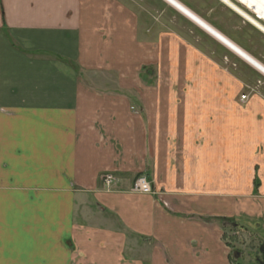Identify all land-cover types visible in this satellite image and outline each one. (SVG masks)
<instances>
[{"label": "crops", "instance_id": "1", "mask_svg": "<svg viewBox=\"0 0 264 264\" xmlns=\"http://www.w3.org/2000/svg\"><path fill=\"white\" fill-rule=\"evenodd\" d=\"M129 1L0 0V264H239L229 236L264 242V87L240 91L264 74L220 41L251 71L186 55L154 17L176 7ZM176 1L211 26L210 9L230 7ZM162 61L221 83L179 91L163 87L173 73L154 87L129 73ZM141 174L154 194L130 192Z\"/></svg>", "mask_w": 264, "mask_h": 264}, {"label": "rangeland", "instance_id": "2", "mask_svg": "<svg viewBox=\"0 0 264 264\" xmlns=\"http://www.w3.org/2000/svg\"><path fill=\"white\" fill-rule=\"evenodd\" d=\"M191 2L193 4L194 9L201 13H205L209 9V6H211L210 3L209 6L206 5L205 3L202 4L201 0H192ZM132 5H134V3ZM136 5L138 4L135 2L134 7L138 9ZM171 9L163 8L162 13L160 15H156L154 11L152 13H154V17L157 19V23H158L157 27H162V30L164 31L165 34H174L176 36L178 35L184 41L189 42V44L192 47L186 46L187 48H183L184 50L183 53L184 52L185 54L189 53V55L191 53H194L195 55L204 57L207 60L209 59L210 65H212V67L214 68H217V70L219 67H221V69L219 70H227L229 72H235L237 70V67H240L242 70L239 69V71L244 74H246L248 70L249 72L251 71L250 66L247 63L244 62L243 66L242 64H239L238 62L241 61V59L235 54H232V52L229 51L219 41H217L215 38L210 36L200 27L196 26L188 18L180 14L174 8L171 7ZM205 18L207 20L210 21L212 20L213 22H215L214 23L215 26L213 25L214 28H221L222 31L220 32L222 34L228 36L229 38L232 37L233 38L232 40H234L235 43L237 42L236 44L240 48H242L246 53L248 54L250 53V55L253 58L264 64V33L260 31L259 28L254 26L250 21L244 19L238 13L234 12L230 7L228 8L227 6L224 5H219L215 9H210V14H208V16H205ZM148 19H150L149 16L146 19L143 16L141 21L142 24H150L148 23ZM167 51L169 52V49H163V53ZM166 63H168V65ZM195 66H196V71L202 72V70H204L203 66H206V64L203 63L197 64L196 62ZM186 70L188 71V69H186L185 64L181 65L177 62L175 64L164 61H162L161 64L160 63L144 64L141 62L139 65L136 66L135 69H131L129 73L131 75L134 74L137 75L138 82L146 87L156 86L155 83L157 82L156 78L158 72L163 73L165 75L173 73L176 76H181L182 80L176 79L171 84H167L166 81L164 80L162 81L163 84H165L163 85V87L171 86L172 88H177L179 91L181 89H187V88L197 90L198 87L217 88L221 83V80L219 78H216V79H211L208 86L206 83L203 86L204 82L202 81L203 79H201L202 74L200 75L201 78L199 79L187 80L182 73ZM108 72L111 73L109 76L111 79H114V76L116 77L115 75L116 72L124 73L123 69H118V68H116L115 70L111 68L108 70ZM253 74H252L253 79L252 78L249 79L250 81L247 83L248 86L246 88L245 87L242 88V90H240L241 93L249 94L253 90L257 91V88L261 90V88L264 87V77L262 75L261 77L256 76L255 73ZM228 78L231 79L230 80L231 82L228 81L229 83L232 84L235 83L232 77L229 76ZM103 81L106 82V79H104ZM108 81L112 82V80H108ZM240 96L238 97L239 100H241ZM200 97L204 98L202 96ZM209 97L211 99V104H217L215 103L218 102L217 95L215 96L211 92V96ZM197 98H199V96H197ZM178 99L179 102H182L181 97L180 98L178 97ZM194 103H201V101L195 99ZM238 231L240 234L238 235L234 234V236L231 235L228 238L231 242H234V244L232 245V247L234 248L232 250V260L234 257H236L235 256L236 253H239L241 255V263L239 264H261L260 247L261 244H264L263 239L254 230L251 231L252 232L251 235L243 234L241 230ZM231 237H235L236 240L235 239L232 240ZM233 262L236 261L234 260Z\"/></svg>", "mask_w": 264, "mask_h": 264}, {"label": "bare ground", "instance_id": "3", "mask_svg": "<svg viewBox=\"0 0 264 264\" xmlns=\"http://www.w3.org/2000/svg\"><path fill=\"white\" fill-rule=\"evenodd\" d=\"M167 1L171 3L174 7H176L179 10V12L181 11L190 19H193L195 23H197L202 29H204L206 32L211 34L218 41L229 47L232 51H234L236 55L244 59L246 62H248V64L252 65L256 69H258L261 73L264 74V65H262L260 62H258L250 55H248L244 50L238 47V45L233 43L229 38L225 37L222 33L217 31L213 26L206 23L204 20H202L200 17L192 13L190 10L183 7L176 0H167ZM223 1L226 2L232 9L236 10L238 13H241L245 17V18L243 17L244 19H248V21L254 24V26L256 25L257 28L261 29V31L264 33V26L258 23L256 20H254L251 15L242 11L231 0H223ZM239 1L240 3L250 8L251 10L259 12L260 16L264 18V0H239Z\"/></svg>", "mask_w": 264, "mask_h": 264}, {"label": "built area", "instance_id": "4", "mask_svg": "<svg viewBox=\"0 0 264 264\" xmlns=\"http://www.w3.org/2000/svg\"><path fill=\"white\" fill-rule=\"evenodd\" d=\"M234 2L239 8L244 11L245 13L251 15L254 20L264 26V18L260 16V13L254 10H251L244 4L240 3L239 0H231ZM241 100L246 98V95L242 94L240 96ZM100 179L105 188L110 187L115 181L116 178L112 173H104L100 176ZM130 192L133 193H141V194H154L150 181L144 174L137 176L131 184Z\"/></svg>", "mask_w": 264, "mask_h": 264}, {"label": "flooded vegetation", "instance_id": "5", "mask_svg": "<svg viewBox=\"0 0 264 264\" xmlns=\"http://www.w3.org/2000/svg\"><path fill=\"white\" fill-rule=\"evenodd\" d=\"M260 251H261V259H260V262L263 263L264 262V244L261 245Z\"/></svg>", "mask_w": 264, "mask_h": 264}, {"label": "water", "instance_id": "6", "mask_svg": "<svg viewBox=\"0 0 264 264\" xmlns=\"http://www.w3.org/2000/svg\"><path fill=\"white\" fill-rule=\"evenodd\" d=\"M235 12V11H234ZM236 13H238V12H236ZM239 14V13H238ZM261 264H264V262L263 263H261Z\"/></svg>", "mask_w": 264, "mask_h": 264}]
</instances>
